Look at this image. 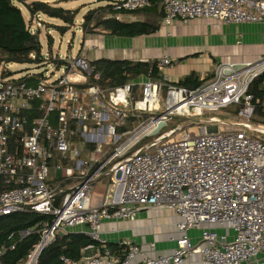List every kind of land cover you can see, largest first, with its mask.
Returning <instances> with one entry per match:
<instances>
[{"label":"built area","instance_id":"obj_1","mask_svg":"<svg viewBox=\"0 0 264 264\" xmlns=\"http://www.w3.org/2000/svg\"><path fill=\"white\" fill-rule=\"evenodd\" d=\"M150 3L120 0L127 11ZM163 4L165 25L196 18L264 22V0H164ZM64 60L62 74L54 79L44 75L37 82L14 75L0 81V217L24 210L51 217L25 264H37L59 232L80 226L104 245L105 222L133 220L141 209L149 208H165L179 217L177 245L171 252L158 253L153 242L146 253L128 242L122 259L106 250L79 260L63 256L58 264H264V127L250 122L254 105L249 93L251 82L264 71V55L254 62H221L204 75L210 79L201 86L168 84L165 95L169 78L164 70L171 61L164 57L163 81L141 80V98L134 103L133 83L79 88L77 84L100 74L84 56ZM233 105H241L242 120L235 128L220 130L219 117H202ZM130 108L160 114L121 132ZM174 115L200 118L199 132L187 131L175 140L174 128L126 156L164 124L162 131ZM73 133L80 135L81 144H74ZM88 144L96 146L89 158L84 156ZM106 168L118 175L122 191L93 205L92 190ZM52 174L62 178L77 174L82 179L58 201L57 188L49 183ZM195 228L201 229L196 241L190 236ZM28 234L29 230L24 232Z\"/></svg>","mask_w":264,"mask_h":264},{"label":"trees","instance_id":"obj_2","mask_svg":"<svg viewBox=\"0 0 264 264\" xmlns=\"http://www.w3.org/2000/svg\"><path fill=\"white\" fill-rule=\"evenodd\" d=\"M70 1L76 0H55L53 3L42 0H0V68H5L1 70L3 77L14 76L16 73L7 69V64L34 65L41 64L45 59L42 53L40 30H33L32 24L26 21L22 9L15 3L24 4L28 8L31 14L30 20L41 14L61 19L64 24L54 25V27L64 35L75 25L79 9H66L58 6V3ZM96 1L99 4L90 8L83 15L81 29L84 34L106 33L117 37L151 35L159 30L161 20L165 17L164 0H150V6L136 11L125 10L120 6V0ZM50 60L58 67L65 62L64 59L53 55L50 56ZM90 62L95 74L99 73L100 78H96V75L89 76L87 82L77 84L79 88L86 89L92 85L115 88L133 83L130 96L132 103L141 98L142 87L139 91L141 80L163 81V71L160 70V61L158 60L132 61L99 58L90 60ZM43 76L44 73L34 74V77L29 79V73H27L21 79L38 82ZM209 79L210 76L201 79L197 72H191L177 82H166L163 94H166L168 84L197 88ZM249 93L252 95L254 105L252 119L256 122H264V71L251 82ZM240 108L241 105L228 107L229 111L234 114H238ZM128 112L127 124L120 129L121 132L133 130L151 117L160 114V112L137 111L132 108L128 109ZM182 118L187 121L189 119ZM163 133L160 131L157 135L150 134L144 137L126 156L141 150ZM71 139L75 145L82 142L78 133L71 134ZM95 148V145H86L84 156ZM81 179L77 174L69 178H62L60 174H52L49 183L57 188V199L62 201L70 187H74ZM47 222H51L50 216L26 210L0 217V264H25L29 254L39 244L44 230L43 224ZM27 230L30 231V234L24 235ZM89 247L98 248L100 253L108 250L122 259L125 256L127 244L107 242L103 245L86 232L70 231L66 235H58L48 244L40 253L37 264H58L63 256L79 260L85 256Z\"/></svg>","mask_w":264,"mask_h":264},{"label":"crops","instance_id":"obj_3","mask_svg":"<svg viewBox=\"0 0 264 264\" xmlns=\"http://www.w3.org/2000/svg\"><path fill=\"white\" fill-rule=\"evenodd\" d=\"M163 20L159 30L151 35L117 37L106 33L86 34L92 45L83 47L79 55L89 61L108 58L161 62L166 57L171 64L165 67L164 72L172 82L191 72H197L203 79L221 62H254L264 55V22L234 24L196 18L188 23L176 20L165 25ZM85 157L89 158L90 153ZM116 177L118 175L109 168L102 172L92 190L91 204L98 205L106 196L112 199L122 191ZM145 211H149L151 216H142ZM179 220L165 208L141 209L133 220L105 222L103 237L110 243L138 244L146 253H149V244L154 242L158 253H169L177 245L174 238L177 237ZM86 229L80 226L71 231L85 232ZM96 254H100L99 249L89 247L85 256Z\"/></svg>","mask_w":264,"mask_h":264},{"label":"rangeland","instance_id":"obj_4","mask_svg":"<svg viewBox=\"0 0 264 264\" xmlns=\"http://www.w3.org/2000/svg\"><path fill=\"white\" fill-rule=\"evenodd\" d=\"M47 1V0H42ZM49 1V0H48ZM53 3V0L49 1ZM23 11V15L26 21L29 24H32L33 30H40V40L42 43V53L44 56V60L41 64H19V63H11L7 64L6 68L11 71L16 72V77H22L27 73L33 74H43L46 77H50V79H54L55 77L62 74V67H58L53 61L50 60V56L60 57V59L65 58H74L77 57L83 47H87L92 45L88 39H86V34L82 32L81 22L83 15L92 7L99 4L96 0H76L70 2H62L58 3V6L64 7L66 9H79V13L77 15L76 23L72 26L64 35L61 34L54 25H62L64 24L61 19L52 18L46 16L44 14L39 15L38 17L31 19V14L28 8L21 3L16 2ZM52 42V45H50ZM52 54V55H51ZM5 68H0V81L2 78L1 70ZM56 74V76L53 75ZM139 91L141 90V85L139 84ZM141 97V94H140ZM164 98V96H162ZM132 105V103H131ZM233 107V106H232ZM230 108V107H229ZM230 109L226 108L224 110H220L215 113H205L202 117L205 119L210 116L219 117L221 124L219 125L220 130H224L227 128H235V123L242 120L238 114H234ZM197 119V120H196ZM198 119L200 118H192L184 120L181 116L174 115L170 118L168 124L162 129L163 132L170 131L171 129L176 128L177 133L173 136L172 139L179 140L181 137L187 132H199ZM194 120V121H193ZM197 122H196V121ZM191 122V123H190ZM194 122V123H193ZM251 124L254 127L262 125L264 127V122H256L253 119L250 120ZM188 129V130H187ZM142 216H151L149 211L143 212ZM201 234V229L195 228L190 232V236L194 241Z\"/></svg>","mask_w":264,"mask_h":264},{"label":"water","instance_id":"obj_5","mask_svg":"<svg viewBox=\"0 0 264 264\" xmlns=\"http://www.w3.org/2000/svg\"><path fill=\"white\" fill-rule=\"evenodd\" d=\"M163 125H164V124L158 126L155 130H153V131L151 132V135H157V134L159 133L161 127H162ZM66 234H67V233L59 232L58 235H62V236H63V235H66Z\"/></svg>","mask_w":264,"mask_h":264}]
</instances>
